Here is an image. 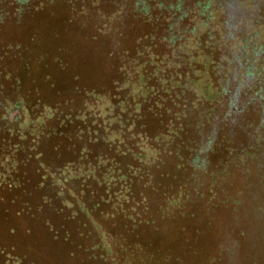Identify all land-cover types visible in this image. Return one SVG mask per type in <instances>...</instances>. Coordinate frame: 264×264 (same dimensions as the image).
I'll list each match as a JSON object with an SVG mask.
<instances>
[{
	"label": "trees",
	"instance_id": "trees-1",
	"mask_svg": "<svg viewBox=\"0 0 264 264\" xmlns=\"http://www.w3.org/2000/svg\"><path fill=\"white\" fill-rule=\"evenodd\" d=\"M258 166L264 0H0L2 264L153 258L143 235Z\"/></svg>",
	"mask_w": 264,
	"mask_h": 264
},
{
	"label": "rangeland",
	"instance_id": "rangeland-1",
	"mask_svg": "<svg viewBox=\"0 0 264 264\" xmlns=\"http://www.w3.org/2000/svg\"><path fill=\"white\" fill-rule=\"evenodd\" d=\"M203 96L211 97L208 90ZM258 170L263 171L260 166ZM260 176V172H254L249 178L240 179L241 194L234 197L238 202L235 205H222L218 199L220 195L209 196L206 193L201 200L188 205L186 218L161 223L158 234L148 232L143 235L144 240L154 246L153 258H145L144 252L134 250H130L129 255H142L144 264H254L262 248L258 238L264 231V179L260 180ZM101 226L106 236L108 225L101 222ZM107 239H104V244H107ZM181 253H186L183 262L177 259ZM105 256L106 262L101 260L90 264L139 263L137 260L130 262L125 249L114 248ZM2 258L0 264L3 263ZM55 261L50 260L48 264ZM56 264L78 262L58 259Z\"/></svg>",
	"mask_w": 264,
	"mask_h": 264
}]
</instances>
